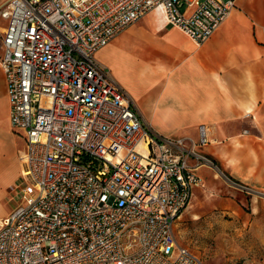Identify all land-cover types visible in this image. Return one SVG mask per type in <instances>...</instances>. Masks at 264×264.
Here are the masks:
<instances>
[{
    "label": "built area",
    "instance_id": "built-area-1",
    "mask_svg": "<svg viewBox=\"0 0 264 264\" xmlns=\"http://www.w3.org/2000/svg\"><path fill=\"white\" fill-rule=\"evenodd\" d=\"M236 0H8L1 66L22 138L13 209L0 217V264H204L175 223L217 167L199 137L146 125L98 50L162 7L168 24L208 39ZM230 186L264 192L221 171Z\"/></svg>",
    "mask_w": 264,
    "mask_h": 264
},
{
    "label": "crops",
    "instance_id": "crops-1",
    "mask_svg": "<svg viewBox=\"0 0 264 264\" xmlns=\"http://www.w3.org/2000/svg\"><path fill=\"white\" fill-rule=\"evenodd\" d=\"M7 1L0 0V7ZM98 54L106 57L114 77L132 95L146 125L163 134L195 139L200 125L208 128L211 142L202 150L206 147L203 151L217 168L199 170L202 182L193 187L178 218L189 209L197 191L208 194L213 170L228 187L232 186L221 171L264 192V0H236L228 17L202 43L151 10ZM4 120L14 131L6 75L0 63V122ZM23 147V140L22 146L15 142L10 163L2 159L5 156L0 150V172L12 170L13 181L21 175ZM203 168L209 173L203 174Z\"/></svg>",
    "mask_w": 264,
    "mask_h": 264
},
{
    "label": "rangeland",
    "instance_id": "rangeland-1",
    "mask_svg": "<svg viewBox=\"0 0 264 264\" xmlns=\"http://www.w3.org/2000/svg\"><path fill=\"white\" fill-rule=\"evenodd\" d=\"M96 56L109 66L104 55L97 52ZM15 135L6 120L0 122V150L5 156L2 159L9 163L13 161L9 154L14 151L15 142L22 146L21 137ZM203 150L207 151L206 147ZM209 171L202 169L203 174ZM13 174L10 169L0 172V217L17 201L13 194L21 184L20 176L13 181ZM211 179L208 194L197 191L189 209L177 219V239L200 256L204 264H264V195L254 198L228 187L214 170Z\"/></svg>",
    "mask_w": 264,
    "mask_h": 264
},
{
    "label": "bare ground",
    "instance_id": "bare-ground-1",
    "mask_svg": "<svg viewBox=\"0 0 264 264\" xmlns=\"http://www.w3.org/2000/svg\"><path fill=\"white\" fill-rule=\"evenodd\" d=\"M155 12L158 14L160 19L166 20L165 11H164V9L162 7H158L157 9H155Z\"/></svg>",
    "mask_w": 264,
    "mask_h": 264
}]
</instances>
